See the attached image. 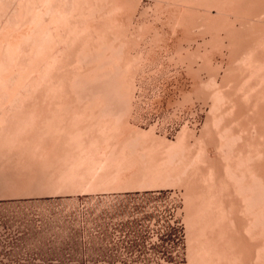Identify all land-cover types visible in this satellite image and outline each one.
<instances>
[{
    "label": "bare ground",
    "instance_id": "1",
    "mask_svg": "<svg viewBox=\"0 0 264 264\" xmlns=\"http://www.w3.org/2000/svg\"><path fill=\"white\" fill-rule=\"evenodd\" d=\"M142 1L0 0V188L168 180L184 188L190 264H264V0ZM178 33L195 44L173 52L190 94L211 104L199 137L183 125L170 142L131 119Z\"/></svg>",
    "mask_w": 264,
    "mask_h": 264
},
{
    "label": "rangeland",
    "instance_id": "2",
    "mask_svg": "<svg viewBox=\"0 0 264 264\" xmlns=\"http://www.w3.org/2000/svg\"><path fill=\"white\" fill-rule=\"evenodd\" d=\"M142 5L152 12L151 0ZM163 29L168 31V26ZM168 35L160 43L168 53L158 49L152 56L154 64L145 68L142 82H136L142 92L135 91L136 117L131 123L142 130L154 126L158 138L175 142L183 125L199 137L211 101L190 94L194 74L188 71L187 61H177L173 54L181 45L192 51L195 44L179 33V37ZM215 58L219 60V55L211 65ZM201 60L193 63L194 70ZM206 71L198 70L201 80L208 79ZM117 107L123 109L124 103L117 102ZM165 182L12 194L1 185L0 264H190L184 188Z\"/></svg>",
    "mask_w": 264,
    "mask_h": 264
}]
</instances>
